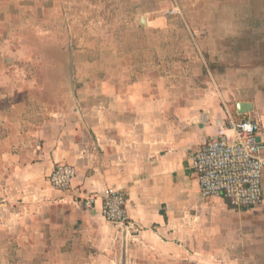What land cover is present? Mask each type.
<instances>
[{"label":"crops","instance_id":"1","mask_svg":"<svg viewBox=\"0 0 264 264\" xmlns=\"http://www.w3.org/2000/svg\"><path fill=\"white\" fill-rule=\"evenodd\" d=\"M62 3L0 0V40L5 30L12 40L21 12L56 18ZM205 11L203 52L135 74L118 53L112 64L104 54L75 63L74 101L67 68L55 64L39 88L3 64L25 53L0 52V264H264V204L203 200L192 167L220 129L233 138V123L252 119L264 141V15L256 8L237 28L227 12ZM29 102L43 108L40 122L25 119ZM58 164L76 168L74 191L49 184ZM111 191L126 195L135 232L104 217Z\"/></svg>","mask_w":264,"mask_h":264},{"label":"rangeland","instance_id":"2","mask_svg":"<svg viewBox=\"0 0 264 264\" xmlns=\"http://www.w3.org/2000/svg\"><path fill=\"white\" fill-rule=\"evenodd\" d=\"M127 1L62 0V14L56 18H50L49 13L43 11H36L34 15L21 12L17 23L10 27V30L13 29L12 40L6 41L7 30L3 32L0 52L25 55L16 56L17 60L13 64L8 63L4 57V66L14 65L16 70L17 67L20 68L18 73L21 79L27 81L29 78L39 88L50 82V77L53 76L50 70L55 64L58 68L68 69L70 51L75 55L74 71L75 63H83L91 50H96L100 56L104 54L107 64L119 59L120 63L131 64L134 74L157 65L163 69L165 64L169 68L174 61L184 62L188 57L185 53L203 52L199 40L204 38L205 7L212 12V19H219L218 13L221 10L227 12L228 17L224 19L230 27L235 24L237 28H245L248 20L253 19L254 13L255 17L258 16L254 12L256 8L260 9L261 16L264 15V0H160L164 10L158 7L156 9L159 6L155 5L156 0H147L145 5L148 10L137 6L133 9L126 8ZM141 17L147 18L146 26L140 25ZM73 40L77 41L78 49L81 46L83 50L75 52ZM114 53L121 57L116 59ZM66 73L68 74L67 70ZM75 84L76 81L73 82V87ZM63 90L59 94L69 93ZM51 93L49 97L44 93L43 95L48 100ZM61 98L63 97H60V101ZM33 104L30 110L27 107L28 120H43V108L37 102Z\"/></svg>","mask_w":264,"mask_h":264},{"label":"built area","instance_id":"3","mask_svg":"<svg viewBox=\"0 0 264 264\" xmlns=\"http://www.w3.org/2000/svg\"><path fill=\"white\" fill-rule=\"evenodd\" d=\"M231 130L232 139L220 129L217 137L193 156L192 167L199 181L200 195L203 200L223 197L235 209H256L264 204V141L259 138L257 123L252 119L233 123ZM76 176L74 166L58 164L48 182L54 189L69 193L74 191ZM93 204V197L83 202L87 210ZM126 206V195L111 191L104 200V217L114 226H125L127 231L135 232Z\"/></svg>","mask_w":264,"mask_h":264},{"label":"water","instance_id":"4","mask_svg":"<svg viewBox=\"0 0 264 264\" xmlns=\"http://www.w3.org/2000/svg\"><path fill=\"white\" fill-rule=\"evenodd\" d=\"M140 25L141 26H146L147 25L146 17L141 18ZM71 52L72 51H70V65H69L67 71H68L69 83L71 84V91H72L71 93H73V91H74V87H73L74 67H73V54ZM117 227L120 228L121 230H123L124 232H126V227L125 226H117Z\"/></svg>","mask_w":264,"mask_h":264},{"label":"trees","instance_id":"5","mask_svg":"<svg viewBox=\"0 0 264 264\" xmlns=\"http://www.w3.org/2000/svg\"><path fill=\"white\" fill-rule=\"evenodd\" d=\"M73 43H74V51L75 52H79L80 50H83V47L80 46V48L78 49V46H77V41L76 40H73ZM88 58L85 59V61H90V62H94L96 60H98L100 58V53H98L96 50H91V51H88ZM34 104L33 103H28L27 104V107L28 109L30 110L31 106H33ZM25 119H29L28 116H26V114L24 115ZM41 120H37V121H32V122H40Z\"/></svg>","mask_w":264,"mask_h":264}]
</instances>
